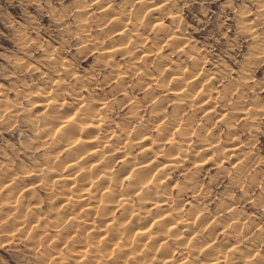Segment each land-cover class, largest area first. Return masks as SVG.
<instances>
[{"label": "clouds", "instance_id": "9594fccd", "mask_svg": "<svg viewBox=\"0 0 264 264\" xmlns=\"http://www.w3.org/2000/svg\"><path fill=\"white\" fill-rule=\"evenodd\" d=\"M0 264H264V0H0Z\"/></svg>", "mask_w": 264, "mask_h": 264}, {"label": "bare ground", "instance_id": "6f19581e", "mask_svg": "<svg viewBox=\"0 0 264 264\" xmlns=\"http://www.w3.org/2000/svg\"><path fill=\"white\" fill-rule=\"evenodd\" d=\"M149 163H150V161H149Z\"/></svg>", "mask_w": 264, "mask_h": 264}]
</instances>
